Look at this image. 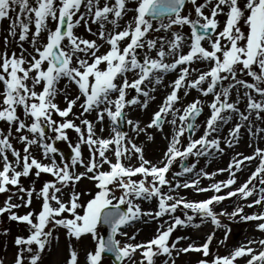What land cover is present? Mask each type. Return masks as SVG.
Segmentation results:
<instances>
[{"label": "snow or ice", "instance_id": "1", "mask_svg": "<svg viewBox=\"0 0 264 264\" xmlns=\"http://www.w3.org/2000/svg\"><path fill=\"white\" fill-rule=\"evenodd\" d=\"M127 2L128 0H113L110 4L108 0H104L101 6L100 0H35L33 5L29 0H0V20L10 21L9 35L13 37L18 35L21 42L28 40L29 26L34 24L30 43L35 55L28 53L25 56L24 51L19 55L15 52L0 54V84L3 85V90L0 91V120L9 125L7 134L0 131V193L8 192V186L11 185L23 194L19 199L24 207L31 204L34 193L42 201L41 208L35 215L31 211L23 215L12 211L22 206L12 203V196L0 206V214L7 212L10 220L23 222L29 226V235L26 238L16 237L14 240L18 248L14 264H25V253L28 254L27 264H39L41 254L53 239L52 229L45 230L50 223L53 228L60 226L66 229L69 238L80 240L85 235L91 237L95 246L86 253L85 264H101L104 254L114 256L117 264H125L126 261L128 264H137L133 260V255L138 250L141 256L139 264L145 262L154 264L155 256L171 257L176 244L184 239L177 237L169 244V238L176 227H186L194 219L187 213L184 219L173 216L180 206L199 215L201 220L210 218L211 223L217 228L222 227L218 217L228 215L230 218L239 216L243 221H259L255 227L264 232V211L241 215L243 207L240 206L234 208L231 213L223 210L217 213L212 207L229 197L239 194L242 199H247L254 193L256 198L247 207L264 205V148L256 147L253 155L238 153L237 156L240 158L233 157L227 169H218V172L228 171L229 178L213 182L208 188L199 187V176L212 179L216 173L204 172L203 169L197 173L196 179L183 183L176 181L174 187L172 181L166 179V174L178 160L181 162L182 171L173 173L174 177L191 173L195 169V163L183 166V161L189 156L210 155V149L222 153L219 137L211 139L209 137L219 131L221 123L227 124L233 113L239 116L240 122L229 130V138L225 139L228 147L238 142L243 122H249L253 113L257 120L261 119L260 114L264 112V0H243V3L241 0H215L214 3L213 0H202L201 3H197V0H136L135 7L131 9L127 7ZM188 3L193 6L197 17L195 20L190 18V14H182ZM82 5L85 12L80 13ZM209 5H211L209 14H205L203 9ZM129 11L135 15L121 27L119 21ZM12 13H15L14 17ZM77 13L80 14L77 16ZM219 15H223L225 19L223 27L217 31L220 25L217 19ZM86 18H91L92 23L98 24L95 34L109 45L108 50L100 55H97V52L101 45L95 40L83 39L74 33V28L81 21L87 25ZM164 18H167V23L164 22ZM49 19L55 22L54 28L49 27ZM153 20H157L158 27H154ZM241 22L246 31L242 30ZM106 24L111 25V28L106 29ZM173 26H188L190 36L185 37L177 31L171 32L167 50L162 39L157 46L156 40L146 38L149 31L167 32ZM88 31L91 32V29ZM42 32L47 33L46 43L38 46L37 38ZM65 40L67 44H63ZM185 40L188 41L187 52L182 51ZM122 41L126 43L121 47ZM203 41L208 42V48L203 46ZM145 47L149 52L155 48V57L137 52V49L143 50ZM79 53H83L84 56H79ZM167 56H172L171 62H166ZM73 57L76 58L75 65ZM87 57H91V63ZM196 61L205 62L208 65L207 70L199 71L195 79L189 80L191 73L198 71L195 68L190 70V66ZM101 64L105 65L103 69L99 67ZM237 65L240 67L237 68ZM178 68L179 72L170 85V92L145 128H140L138 121L128 119L124 112L125 108L137 104L147 107L148 100L155 98L150 96V92L155 91V88H149L148 85L160 84L164 74ZM129 72L133 73L131 80L127 76ZM238 72L250 77L252 82L238 79ZM62 78L75 83L85 98L80 105L83 113L96 111V120L101 124L105 116L109 119L112 127L108 137L98 136L94 124L87 119L80 121L83 129L72 120L58 122L52 119L53 112L59 117H67L72 106L80 99L79 95L71 100L65 96L67 107L60 109L57 106L54 102L57 94L56 85ZM225 80L230 81L227 86L222 83ZM205 83L206 87H203ZM237 85L247 90L243 94L247 100L245 109L247 114L241 112L238 107L239 92L236 100L230 102L231 90ZM37 86L40 88L39 91L36 90ZM181 88L185 89V96L188 95V89H195L205 97L209 94L213 96L208 104L210 113L204 121V131L199 138H195V131L199 127L196 120L202 114L203 101L196 99L182 109L177 108L176 104L180 100L178 92ZM127 90H135L137 95L126 98ZM252 93L262 99L256 100ZM141 96L144 97L143 101L140 99ZM18 106L23 108L26 117L31 118L30 124L17 115ZM169 115L172 118L167 120V123L173 126V133L159 164L145 159L142 147L119 129V124L123 120L137 134L153 127L163 131V125ZM13 124L16 125V132L27 130L32 134L31 137L28 135L18 137L24 144L23 155L13 147L9 139ZM46 128L55 134V140H68L66 129H73L78 134L79 142L72 146L71 166L56 163L53 154L57 148L52 143L45 142ZM248 128L252 135L264 131L257 128L256 133H252L250 122ZM100 130L103 131V127ZM186 132L189 135L185 137ZM182 137L186 143H182ZM148 139L151 140L152 136L149 135ZM81 143L89 147L87 163L82 158ZM32 145H38L42 149L43 157L50 159L51 163H42L31 156L29 149ZM108 151L112 152L115 162L106 155ZM9 152L14 158L12 161L9 160ZM132 155L137 157L139 163L125 164L123 160L130 159ZM256 158H259V163L255 170L240 186L232 189L231 186L236 183L235 172L241 169L245 161ZM77 163L83 165L85 172L77 174L71 171V167ZM103 164H107L109 170H100ZM30 173L37 177L41 173H48L55 177V180L45 182L39 192H36L35 188L29 190L20 183V178L27 177ZM88 173H92L89 178L96 181L95 187L98 191L84 204L79 201V193L72 192L67 201L57 195L61 193L62 188L68 187L70 183L74 185ZM138 174L141 178L133 179ZM256 180L262 185L258 191L253 184ZM165 186L168 188L167 192L162 191ZM180 187L193 188L197 192L211 191L213 194L200 201H187L183 197L168 194ZM222 188L230 190L219 194ZM114 189H119L121 194L116 196ZM153 198L157 200L158 210L155 212H144L138 203H134V200ZM121 206H126V210H122ZM62 213H68L69 216H62ZM165 215L170 216L172 222L166 227L164 224L158 226L157 234L146 242L131 243L130 241L135 239V234L128 236L127 232L122 231L123 228L132 226V222L142 216L159 219ZM101 224L110 230L106 239L98 234V226ZM227 234L226 230L225 240ZM213 235L214 233L209 234L205 242L199 246L189 244L176 249L177 254L193 251L201 253L204 257L209 256V244ZM117 236H125L128 239L121 245V240L117 239ZM254 243L261 245L259 252L248 246ZM248 245H240L228 255L214 256L211 264H234L237 258L245 256L249 257L246 264H264V239L249 240ZM0 264H3V261H0ZM66 264H79L78 252L71 245ZM197 264H209V261L201 259Z\"/></svg>", "mask_w": 264, "mask_h": 264}, {"label": "rangeland", "instance_id": "2", "mask_svg": "<svg viewBox=\"0 0 264 264\" xmlns=\"http://www.w3.org/2000/svg\"><path fill=\"white\" fill-rule=\"evenodd\" d=\"M29 2L34 5L35 0H29ZM103 2H104V0H100L101 6L103 5ZM108 2L111 4L113 2V0H108ZM201 2H202V0H197V3H201ZM214 2H215V0H213V3ZM241 3H243V0H241ZM135 5H136V0H128V2H127L128 8H130V9L134 8ZM210 7H211V5H209L208 8L203 9L205 14H209V8ZM16 11L17 12L19 11L18 7H17ZM83 12H85V8L82 5L81 9H80V13H83ZM80 13H77V16ZM182 14H190L191 19H193V20L197 19L195 12H194V9H193V6L190 3L186 4L185 8L183 9ZM11 15L14 17L15 13H12ZM134 15H135L134 12L129 11L126 16L130 19ZM22 19H23V17H22ZM73 19L75 20L76 17H73ZM86 19H87V25L85 24L84 21H81V23L79 24L80 27L78 25L77 27L74 28V33H75V35H77L83 39L95 40L97 44L101 45L99 51L97 52V55H100V54H102L108 50L107 43L100 40L98 38V35L95 34V33H97V30H98V24L92 23L91 18H86ZM217 19L220 21V25L217 28V31H219L223 27V21H224L225 17L223 15H219L217 17ZM164 22L167 23V18L164 19ZM9 23H10V21L7 19L0 20V54H2L4 52H8L9 54L15 52L17 55H19L22 51H24L25 56H27L28 53H33V55H35L33 48H32V45L30 43L31 33H32V31H34V24L29 26L30 27L29 39L21 42L18 39V35L16 37L9 35V32H8ZM48 24H49V27L54 28V26H55V22L51 21V19H49ZM119 24L121 25V27H123V25L120 22H119ZM153 25H154V27L159 26L157 20H153ZM241 26H242V30L246 31V28L243 27L242 22H241ZM87 27H89L91 29V32L88 31L89 28H87ZM110 28H111V25L106 24V29H110ZM117 30H119V29H117ZM173 31L180 32L185 37L190 36V28L188 26H183V27L173 26V28L167 32H165L163 30L158 31V32L157 31H149V33H147L146 38L156 40L157 46H159V44L161 43V39H162L164 46H165V49L167 50V42L171 38V32H173ZM17 32H19V28H17ZM46 35H47L46 32H42L41 35L37 38V45L38 46H40L43 43H46ZM6 37H7V45H5V38ZM125 43H126V41H123L122 44L124 45ZM203 43H206L203 45L205 48L209 47L208 42H203ZM63 44H67V40H65L63 42ZM187 44H188V41L185 40V44L182 47L183 52H187L189 50L187 47ZM145 48L143 50L137 49V52L141 53L142 55L144 53H147V54L152 53L151 56L155 57V54H156L155 48L152 49L151 52H149V50H147ZM79 56L83 57L84 55L82 54ZM87 59L89 60V63H91V57H87ZM165 59H166V62H171L172 56H167ZM75 64H76V58L73 57V65H75ZM99 67L101 69H103L105 67V65L101 64ZM239 67L240 66L237 65V68H239ZM197 75L198 74H195V76H197ZM237 76H238V79H242V80H245L248 82H252L251 78L248 77L247 75H245L244 73L238 72ZM132 78H133V76L128 77L129 80H131ZM175 78H176V76H172L170 79H169V77H167L169 87H168V90L165 91L161 95L162 99L157 100L154 108L149 105L148 108L145 109L147 111H145V112L141 111V115L136 118V121L139 122V126L141 128H144L150 122L153 113L156 110H158V107L163 102L165 96L170 92V90H171L170 85H171L172 81L175 80ZM63 80L65 81V83H62V84H65L67 89H65V91L63 93H61V84H59V86L57 88V94H56L55 100H54V102L57 104V106L60 109H64L67 107V102L65 100V96H67L68 100H71V99H74L73 95H76V96L79 95L80 99L78 100V102H76V104H74L72 106L71 112L69 113V115L67 117H59L55 112H53L52 119L56 120L58 122H62L65 119L72 120L73 123H75L77 126L82 127V129H83V126L80 124V121L83 119H87V120L91 121V117H92L91 112L92 111L88 112V113H83V110L81 109L80 105L84 101L85 98L80 94L79 89L75 83L69 82L67 78L60 79V81H62V82H63ZM229 82H230L229 80H225L222 83L224 86H227ZM2 90H3V85L0 84V91H2ZM36 90L37 91L40 90L39 86H37ZM184 90H185L184 88H181L182 92ZM219 90L220 89H217V91H219ZM127 91H128V96L126 98H131L132 96H135L133 94V92H131L130 90H127ZM245 91H247V90L244 89L243 87L237 85L236 88H233L231 90V93H230V98L232 99V101H235L237 98V93L239 92L240 103L238 104V107H239L241 112H245V109H246L247 100H246V97H244V95H243ZM193 93L194 94H193L192 98L190 97L191 99L188 98L187 100H185L184 103L177 104L176 107L182 109L184 106L189 104L188 101L192 102L196 99H200L202 101V100H205L207 98V97L202 96L200 93H195V92H193ZM252 95L258 101L260 99H262L260 96H258L255 93H252ZM212 99H213L212 95H210L207 98V100L210 102L212 101ZM208 114H209V112L206 113L205 119H206V117H208ZM245 114H247V112H245ZM17 115L20 117L21 120H24L26 123H28V124L31 123V118L26 117L24 115V111H23L22 107H19V106L17 107ZM260 115H261V119H259V120H257L255 118L254 113L249 118V122L251 123V127H252V133H256L257 128L264 129V112H262ZM169 116H171V115H169ZM105 118L107 121H109V119L106 116H105ZM171 118L172 117H170L169 119H166L164 128H172L173 127L171 124L167 123V120H170ZM205 119H204V121H205ZM204 121H203V123L201 122L203 125H204ZM237 122H240L239 116L237 114L233 113L232 119L229 121V124L227 126L224 138H223V136H218L220 139V147L222 149H225V151H230V155L229 156L227 155V157L225 159V166L229 165V163L232 161L233 157H236L237 159H239L240 157L237 156L238 153H242L243 155H253L256 147L264 148V131H261L259 133H256L255 135H252V134H250L249 128H248L249 122H243V126L240 129L239 137L247 138V142L249 144H248L246 150H244L242 152L237 147L240 141L234 142L233 145H235V144L236 145L234 147H231L230 150H228V148H230V147H228L227 144L224 145L225 139L229 138L228 137L229 130ZM178 123H179V121H178ZM198 126H199V124H198ZM15 128H16V125L13 124L11 126V136L9 137V139H10V142L12 143L13 147L15 149L19 150L21 152V155H23L24 144L18 140V137L20 135H28L29 137H31L32 134L28 133L27 130H24L22 132H16ZM154 130H157V129H154ZM0 131L4 132L5 134H7V132L9 131V125L2 120H0ZM202 131H204V126H202ZM65 132L67 133L68 140H66V141L65 140H57V141H64L65 143L70 145L72 148V146H74L76 143L79 142L78 134L73 129H66ZM172 133H173V129L171 131V135H172ZM103 134L104 135H101L102 137H108L109 136L108 133H106V134L103 133ZM54 135L55 134L51 131V129L46 128L45 142L46 143H52L53 140L56 141L54 139ZM166 137L169 138V136H166ZM213 137H217V135L215 133H213L212 136L209 138L211 139ZM170 138H171V136H170ZM258 138H261V139H258ZM160 141H162V143L164 142L162 137H160ZM182 143H186V141H184V138L182 140ZM168 144H169V142H167L164 147H160L158 149L159 150V157L158 158H152L151 159L150 155L146 156L145 154H144V156H145L144 158L152 161V163H154V164H159V162L163 159L164 152L166 151ZM137 145L142 147L139 144H137ZM80 151L82 153V158L84 159L85 163H87L88 159H89V147H88V145L81 143ZM29 152H30L31 156H34L37 160L46 164V162L44 161V159H46V158L43 157L42 149L38 145L30 146ZM209 152L211 153L209 155V157H210L209 159L207 158V155L200 156V157H192V156L188 157V159H187L188 160V166H190L192 163H195V165H196L195 169L191 173H185L182 176L174 177L173 173L181 171L179 169V166L176 167V165L174 164V166L172 167L171 173L168 172L166 174V179L172 181V184L174 187L176 181L183 183L184 181H191L192 179H196L197 173H199L201 169H203L204 172L216 173V175L212 179H207L203 175H200L199 176V180H200L199 187L208 188V187H210V185L213 182H219V181H224V180L228 179L229 175H230L228 171L218 172V169H223L222 167H220L221 152H217L213 149H210ZM106 154L108 155V158H110L109 155H111V151H108ZM53 155H54V159L58 165H63V164H68L70 166L72 165V161L67 163L63 159L61 153H59L58 151H56V153ZM8 156H9L10 161L14 160V158L11 156V152L8 153ZM133 156L135 157V159L133 161V165H137L139 163V161L137 160V157L135 155H133ZM97 159H99V157H97ZM256 160H258V158H256ZM178 162H180V161H178ZM50 163H51V161H50ZM127 164H129V163H127ZM257 165H258L257 161H255V162L252 160L251 161H245L244 165L242 166L243 168H241L239 171L235 172L236 183L234 185H232L231 188L235 189L236 187L240 186L244 181H246L248 179V177L251 175V173L255 170ZM227 167L225 169H227ZM104 169H107V168L105 167ZM17 170H19V168ZM76 170L80 171V173L85 172V168L83 167V165H81L79 163H77L75 166L71 167V171H73L74 173ZM34 172H35V169L32 170V173H34ZM239 172H241V173H239ZM32 173H30V175L27 177H21L20 178L21 185L24 188L29 189V190L32 188H35L36 192H39L40 188L42 187V185L45 182L55 180V177H53L51 174H50V177L43 175V174H40V176L37 177ZM237 173H239V174H237ZM90 174L91 173H88L86 176L81 177V181H79V182L76 181L74 185H72L70 183V185L68 187L62 188L61 193H58L57 195L61 196L62 200L67 201L69 199L70 194L72 192H76V193H79L80 203L84 204L87 200L92 198V196L94 195V193L96 191H98L93 187V185L87 179V177H89ZM187 174H191V175H187ZM222 174H223V176H221ZM253 184H255L257 191L262 186L259 184L258 180L253 181ZM249 187H252V185H249ZM229 190H230L229 188H222V191L219 194H224ZM113 191H114L116 196H119L121 194L119 189H114ZM162 191L167 192L168 191L167 186H165L162 189ZM168 194L176 196L178 198L183 197L187 201H200V200L207 199L213 193L211 191H209V192H197L193 188L180 187L178 189H175L172 192H169ZM21 195H23V194L19 193L17 191L16 187H10L9 191L5 194V196L4 195L0 196V205H4L5 200H7V198L9 196H12L13 202H17V203L22 205L23 202L19 199V197ZM255 198H256L255 193L253 196H250L247 199H242L240 197V195L238 194L236 196L229 197V198L223 200L219 204H214V205H212V207L214 208V211L217 213L221 212L222 210L227 212V213H231L234 210V208H236L237 206L243 207V213H241V215H250L253 213H260V212L264 211V205H254L251 208L247 207V205L249 203H251L252 200ZM141 200L145 201L144 199H141ZM41 203H42L41 199L36 196V193H34L33 197H32V202L28 206V207L33 208V210H30V211H34V215L36 213H38L39 209L41 208ZM52 203H53V206H55L54 202H52ZM156 209H157V200L155 198L146 201V211L145 212H150L153 210L155 211ZM28 210H29V208H26L23 205L18 209V211H20L22 214H26ZM181 210H183L184 213H187L188 215H192L194 217V219L191 222V224H189L188 226H186V227L180 226L174 232V234H176L177 237H184V239L179 240V242L176 244V249L186 247L189 244H195L197 246L201 245L203 242V237H205L203 233H207L208 235L214 233L213 241L215 243V249L212 251L209 250V256H207V257L202 256L201 253H199V256L197 254H195V255L194 254H182V252L177 254L176 249H173L171 258L167 257V255L166 256L163 255V256H165L164 258L161 255L155 256L154 257V264H173V262H174V264H197V262L201 259L207 260V261H209V264H211L212 258L216 255H221V256L228 255L234 248H236L240 245H248L249 240L259 241L261 239H264V232L259 231L255 227V225L257 223H259V221H243L239 218V216H237L235 218H230L228 215H222V216L218 217L219 220L221 221L222 227L217 228L216 226L214 227V225L211 223L210 218L205 219V220H201L199 215L192 213V211L189 209H184L182 206L178 207L175 215H178L179 212H181ZM61 215L62 216H69L68 213H62ZM172 215L174 216V213ZM9 221L6 217L4 219L2 217L0 218V258L3 261V264L14 263V259L16 256L15 252H17V250H18L17 246L14 243L15 238L16 237H25L26 238L29 235V226L26 223H24V224L17 223L16 226H14V225L11 226L8 224ZM156 221L159 223L169 224L172 222V218L168 215H165L163 217H160L159 219H156ZM193 225H199V227H194ZM144 226L145 225L141 226L140 232H139V228L134 230L135 231L134 232L135 239L130 241L131 243L146 242V241H148V239H150L151 237H153L155 235V233H153V232L148 233V230L145 229ZM10 228H12V229H10ZM49 228L52 229L53 239L51 240V243L46 247V250L41 254V261L39 262V264H66V261L68 259V255H69V246L70 245L73 248H75L76 251L78 252L79 264H85L86 253L90 250H93L94 246H95L94 241L91 239V237L89 235H85V236H82L80 240H75L74 238H69L66 235V229H64L63 227L56 226L53 228L52 224L50 223L46 227L45 230L47 231ZM226 230H227L228 234H227V239L225 240L224 237H225V231ZM100 233H101V230L98 229V234L100 235ZM134 234H128V236H132ZM122 239L123 240H121V245H123V243L127 241L128 237L122 236ZM213 241H212V243H213ZM221 241H224V242L221 243ZM173 242L174 241H170L169 244H171ZM248 246L254 248L256 252H259L261 250V245L259 243H254V244H251ZM33 247H35V246H33ZM190 253H192V252H190ZM27 257H28V254L25 253V264H27ZM248 258L249 257H247V256L237 258V260L234 262V264H246V261ZM163 259H165L164 260L165 263L163 262ZM133 260H135L137 262V264H139V261L141 260L140 250H138L133 255ZM101 264H112V261L108 258H105L101 261ZM125 264H128V262L126 261ZM145 264H146V262H145Z\"/></svg>", "mask_w": 264, "mask_h": 264}, {"label": "bare ground", "instance_id": "3", "mask_svg": "<svg viewBox=\"0 0 264 264\" xmlns=\"http://www.w3.org/2000/svg\"><path fill=\"white\" fill-rule=\"evenodd\" d=\"M129 20V18L127 17V19H126V21H128ZM173 73L174 72H170L168 75H173ZM168 86H169V84H168V81L167 80H165L164 82H163V85L161 86V87H159L158 89H156V91H155V93L152 95V97H155L154 99H152V105L154 106L155 104H156V97H158V95H160V94H163L167 89H168ZM63 89L65 90V89H67V87H66V85L65 84H63V87H62V89H61V91H63ZM73 98H75V95H73ZM130 112H131V114H133L134 116L136 115V112L134 111V110H129ZM148 135H151L152 136V139L151 140H149L148 139V136H146V138H147V141H148V143H147V146H155V145H162V141H159V140H157V139H154L153 138V135H154V133H149V132H146ZM146 135V134H145ZM131 136H132V134H131Z\"/></svg>", "mask_w": 264, "mask_h": 264}]
</instances>
